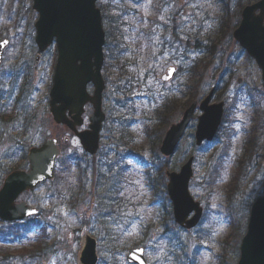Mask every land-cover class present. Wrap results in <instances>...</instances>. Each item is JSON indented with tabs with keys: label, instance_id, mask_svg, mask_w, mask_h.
Returning a JSON list of instances; mask_svg holds the SVG:
<instances>
[{
	"label": "rangeland",
	"instance_id": "obj_1",
	"mask_svg": "<svg viewBox=\"0 0 264 264\" xmlns=\"http://www.w3.org/2000/svg\"><path fill=\"white\" fill-rule=\"evenodd\" d=\"M226 1L228 4L223 0H99L100 9L108 14L115 30L121 31L122 45L113 51L107 44L104 47L106 120L99 152L91 156L84 153L74 134L52 120L48 103L57 47L55 43L50 46L42 53L39 64H35L38 49L34 24L38 13L33 0H0V40L10 38L0 69V96L19 91V86L26 82L27 107L37 119L30 146L40 144L48 136L57 137L62 150L57 175L68 176V166L73 163L72 179L83 174L88 183L74 204L57 200L55 180L24 194L21 200L41 210L40 220L48 227V245L41 255L34 256L24 253L33 248L31 242L25 246L18 244L12 258L2 264H81L79 257L87 233L97 240V264H132L126 256L136 247L145 248L149 264L237 263L251 206L264 189V82L255 60L233 38L241 19L238 6L254 0ZM200 59L204 60L199 62L204 72L200 91L221 79L227 83L226 90L221 92L228 106L227 120L216 141L205 142L201 147L194 142V121L177 153L166 161L160 154V144L151 142L157 137L156 116L168 99L187 100L179 87L188 70H182L167 83L159 76L169 65L187 69ZM239 77L241 83L237 82ZM217 100L220 99L215 97L214 101ZM92 110L90 105L86 107L84 127ZM181 114H174L171 122L177 121ZM66 137L68 142H64ZM251 137L258 153L245 163L236 188H232V177L246 140ZM9 145L4 143L0 150ZM191 155L195 156V163L190 192L202 204L204 213L196 228L185 230L165 209L166 206L172 210L167 178L165 206L164 201L155 198L150 179L159 174V167L163 166L165 171L166 163L178 171ZM14 158L18 160L19 156ZM221 159L222 164L215 165ZM118 164H123L124 178L118 193L123 201L114 213L104 212L109 224L123 235L121 252L115 257L100 246L104 230L96 222L98 194L93 183L98 167L112 177ZM212 165L222 172L214 184H210L208 176ZM104 209L108 210L106 206ZM238 227L243 232L241 236Z\"/></svg>",
	"mask_w": 264,
	"mask_h": 264
},
{
	"label": "water",
	"instance_id": "obj_2",
	"mask_svg": "<svg viewBox=\"0 0 264 264\" xmlns=\"http://www.w3.org/2000/svg\"><path fill=\"white\" fill-rule=\"evenodd\" d=\"M98 0H34L33 7L39 13L35 23L36 43L41 52L56 41L58 57L55 64L53 83L50 90V111L56 124L65 125L79 138L83 148L90 154L97 153L100 132L105 121L102 100L106 83L102 74L106 33L103 27ZM260 10V12H258ZM242 18L233 36L248 54L256 59L262 69L264 80V0L247 5L242 10ZM7 41L4 39L0 42ZM0 46V66L5 47ZM40 61V54L36 62ZM175 72L169 73L168 69ZM161 76L170 81L176 66L168 67ZM170 75L171 79H164ZM241 78L238 79L240 83ZM93 83L94 92H88V84ZM212 89L201 101L195 100L183 113L181 119L167 130L160 146L165 156H173L184 137L191 121L198 119L195 143L212 141L223 119L224 102L210 103ZM91 103L93 113L88 128L80 131L84 123L85 105ZM199 108L202 113L196 114ZM65 138V142H68ZM61 150L57 138L47 137L39 146L29 149L28 169H16L4 179L0 188V219L7 222L23 220L39 213V209L18 202L25 192L36 189L40 184L55 177L56 160ZM194 156L181 166L179 171H166L167 193L172 202L175 222L185 229L198 225L203 215V207L190 192V181L194 175ZM97 241L87 234L83 245L81 264H97ZM143 250L138 251V250ZM138 257V259H137ZM127 260L134 264H148L143 247L133 248ZM237 264H264V191L252 205L247 231L240 244Z\"/></svg>",
	"mask_w": 264,
	"mask_h": 264
},
{
	"label": "trees",
	"instance_id": "obj_3",
	"mask_svg": "<svg viewBox=\"0 0 264 264\" xmlns=\"http://www.w3.org/2000/svg\"><path fill=\"white\" fill-rule=\"evenodd\" d=\"M223 1L227 2L228 4V1ZM242 5L238 6V12L240 11V9H242ZM102 14L104 24L106 25V44L108 45V49H111L113 51L115 48H120L122 45L121 31L118 32L116 31L118 29L115 30L116 27L113 25V21H109L110 19L108 20V14L103 12V10ZM108 54H106V57H108ZM118 61H121V58H119V56ZM199 62L204 63V60L200 59L196 61L195 64L186 69L188 70V74L185 81L179 87V92L186 94L187 100L183 102L181 100L179 101V99H177L176 97H173L171 99H168L162 106V108L158 110L156 116L157 124L154 127L156 128L154 133L157 135V137L151 139L153 145H159L162 133L164 132V129L171 123V120H173L174 114H177V112L181 113L192 101L201 98L207 93L208 88H206V86H204L203 90L201 91L199 89L200 84L204 79V72L202 73V71L200 70ZM182 70L183 67H180V71ZM223 85L224 86L221 87V84H217V90H220L217 95L218 98L222 100L225 98H222L221 92L226 90L225 87L227 83L224 82ZM27 86L28 85L26 84V82L21 85V89L19 90L20 94L17 98H15L13 105L8 104L9 102L7 101H4L3 103L0 99V146L7 142H9L10 144L8 148L0 150V186L2 185L6 173H9L14 169L27 166L26 153L28 147L33 142V131L35 129V124L37 121V119H32L29 117V115L31 114L29 109H22V113L20 112V110H18L19 105L23 100V94L25 93V89ZM227 114L228 112L225 113L224 117V119L226 120ZM22 116H24V118ZM120 128L122 127L120 126ZM127 131V129H123V132ZM123 136H127V134H124ZM224 151H227L226 148H224ZM255 152L256 144L254 137L248 138L244 146L243 156L240 158L241 160L240 164L238 165V169L231 180L232 188H236L237 182L239 181L238 176L243 173L245 163H249L252 161V155ZM257 153L258 152H256L255 154ZM16 156H19L18 160L14 158ZM222 161L223 159L219 160L215 165L220 166L222 164ZM215 165H212V167L208 170V176L209 178H211L210 184H214L222 173L221 170L215 167ZM72 166L73 163L68 166V168L70 169V174L68 176L61 177L57 175L54 181L56 185L55 192L57 200L63 201V203H66L67 200V202H69L67 204H74L76 201H79L80 196L84 194L85 189H87L88 186V183L83 180V174H78L79 176L76 177L75 180L72 179L73 175L71 174V172L74 169V167ZM165 166L168 167V164L166 163ZM115 167L117 168V173L112 177H107L102 168L98 167L96 169L97 173L93 186L95 192L98 194V211L96 214V222L100 223L103 226L104 230L103 234L101 236L99 235L100 246L106 247L110 256L114 255L115 257H117L122 249L123 235H121L119 231L114 229L115 227L113 225L109 224L110 221L107 218V214L104 213H114L117 210V207L119 205L118 203L123 201L122 196L118 194L120 190L119 185L122 184L124 178L123 164H118L114 166V168ZM114 168L111 169L113 170ZM163 170V166L159 167V174L156 176H152V178L150 177V186L151 188H153L155 198H158L162 202L164 201L163 203L165 206V198L163 197V195L165 196L167 194L165 190L166 177ZM101 192L103 193V195L100 194ZM105 206L108 209L106 211L104 209ZM165 209L168 213V216L171 217V208H166L165 206ZM240 228L241 227H238V230L240 231L239 235L241 236L243 232L240 230ZM47 232L48 227L46 223L40 220V217H33L24 222L9 224L1 222L0 264H2V262L9 261L10 258H12L13 254L15 253L14 251L17 250L15 249V247L18 244L19 246H25L24 244L26 242H31L33 244V248L30 251H25L24 253L34 256L40 253L41 255L48 245ZM235 250H237V247L235 248Z\"/></svg>",
	"mask_w": 264,
	"mask_h": 264
},
{
	"label": "flooded vegetation",
	"instance_id": "obj_4",
	"mask_svg": "<svg viewBox=\"0 0 264 264\" xmlns=\"http://www.w3.org/2000/svg\"><path fill=\"white\" fill-rule=\"evenodd\" d=\"M256 1H258V0H256ZM34 41H35V39H34ZM9 44H10V42H9ZM9 47V46H8ZM257 65H258V67L260 68V65L258 64V62L256 63ZM93 85L92 84H90L89 85V90H90V92L91 91H93ZM21 89V86H19V90ZM92 89V90H91ZM26 92L27 91H25V93L23 94V100L21 101V104L19 105V109L18 110H28V109H30V107H27V103H26V101H27V98H25L26 97ZM20 94V91H11L10 93H3L1 96H0V99L2 100V102L4 103V101H7V102H9L8 104H10V105H13V102L15 101V98H17L18 97V95ZM0 100V101H1ZM103 104H104V102H103ZM88 105H90V104H88ZM87 105V106H88ZM48 106H49V103H48ZM86 106V107H87ZM91 106V105H90ZM49 111H50V109H49ZM20 112H22V111H20ZM30 112H32V110H30ZM51 114V113H50ZM28 117V116H27ZM29 117L31 118L32 117V115H29ZM84 119H85V115H84ZM66 130V129H65Z\"/></svg>",
	"mask_w": 264,
	"mask_h": 264
},
{
	"label": "snow or ice",
	"instance_id": "obj_5",
	"mask_svg": "<svg viewBox=\"0 0 264 264\" xmlns=\"http://www.w3.org/2000/svg\"><path fill=\"white\" fill-rule=\"evenodd\" d=\"M7 44V41H3V42H0V46H4V45H6ZM168 72L169 73H172V72H175V69L174 68H169L168 69ZM164 79L165 80H167V79H171V76L170 75H165L164 76ZM138 251H143L142 249L141 250H138ZM137 259H138V257H137ZM141 264H143V262L141 261Z\"/></svg>",
	"mask_w": 264,
	"mask_h": 264
}]
</instances>
